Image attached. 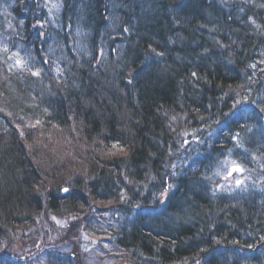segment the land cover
<instances>
[{"label": "trees", "instance_id": "1", "mask_svg": "<svg viewBox=\"0 0 264 264\" xmlns=\"http://www.w3.org/2000/svg\"><path fill=\"white\" fill-rule=\"evenodd\" d=\"M96 210L123 264H264V0H0V264Z\"/></svg>", "mask_w": 264, "mask_h": 264}, {"label": "rangeland", "instance_id": "2", "mask_svg": "<svg viewBox=\"0 0 264 264\" xmlns=\"http://www.w3.org/2000/svg\"><path fill=\"white\" fill-rule=\"evenodd\" d=\"M17 61L18 60H16L15 58V64H18ZM237 150L238 154L242 150V147L237 146ZM239 155H241V153ZM235 163L237 164V162ZM232 167V162H230L228 165H218L215 167L213 172L214 180H219V189L225 193L237 192L240 187L247 185V177L249 176L246 175L244 169L242 172H232L231 175H229ZM237 181H240L241 183L237 184ZM68 220L69 218H66V221ZM132 220H134V217L132 216H118V214L110 211L100 212L96 210L95 215L90 218L91 226L83 225L79 228V233H77V235H74L73 239L74 243L77 244L76 246L69 245V243L66 242L56 250L49 249L47 251L45 250V252L31 253V256L28 255L29 257H27L25 260L27 261V264L30 259V262H33L34 264H44V260L47 259L46 255H50L55 251V254L58 253V255L61 256V259L56 260L54 264H59L64 260L66 262V256L70 254L72 255L73 251L76 249L77 251H75L74 253H78L77 255L80 259L83 260L85 264H123L122 261H124L125 259L123 256L119 257V255L121 256V251L116 246L117 236L114 232V229L115 231H118L119 228H122L125 225H129ZM62 224H65V222H63ZM65 226H68V224ZM38 243L39 242H34L29 244V246L31 247H29V250L27 252H31L32 248H35L38 251ZM10 247L14 253H17V251L22 248V246L18 243H14ZM32 256L41 258L33 259L31 258ZM13 264L18 263L13 262ZM48 264H53V262H48Z\"/></svg>", "mask_w": 264, "mask_h": 264}, {"label": "snow or ice", "instance_id": "3", "mask_svg": "<svg viewBox=\"0 0 264 264\" xmlns=\"http://www.w3.org/2000/svg\"><path fill=\"white\" fill-rule=\"evenodd\" d=\"M17 63L19 64V63H21V61L18 60ZM193 75H195V74H193ZM232 164H233V167H232L231 171L229 172V175H231L232 172H242L243 171V168H241L234 161L232 162ZM236 183L237 184H240L241 182L240 181H237Z\"/></svg>", "mask_w": 264, "mask_h": 264}]
</instances>
